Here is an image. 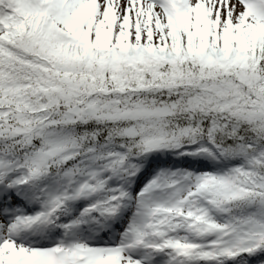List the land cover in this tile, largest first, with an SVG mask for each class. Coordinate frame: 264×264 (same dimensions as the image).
<instances>
[{
    "label": "snow or ice",
    "instance_id": "1",
    "mask_svg": "<svg viewBox=\"0 0 264 264\" xmlns=\"http://www.w3.org/2000/svg\"><path fill=\"white\" fill-rule=\"evenodd\" d=\"M0 264H264V0H0Z\"/></svg>",
    "mask_w": 264,
    "mask_h": 264
}]
</instances>
